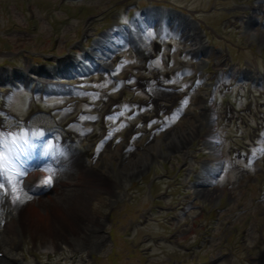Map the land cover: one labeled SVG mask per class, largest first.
<instances>
[{
    "label": "rangeland",
    "instance_id": "1",
    "mask_svg": "<svg viewBox=\"0 0 264 264\" xmlns=\"http://www.w3.org/2000/svg\"><path fill=\"white\" fill-rule=\"evenodd\" d=\"M130 5L134 17L124 13ZM90 14L96 16L89 18ZM168 19L184 24L191 37L184 39L168 27L164 22ZM125 33L131 34L129 43ZM153 40L158 42V57L143 70V54ZM142 41L139 50L136 43ZM86 53H93L94 60L86 58ZM103 61L116 65L118 77L132 70L135 80L130 86L116 85ZM179 61L187 62V67L181 69ZM71 63L74 67L67 74L63 70ZM216 69L219 77L213 78L211 72ZM156 70L174 75L176 82L172 83L188 85L186 97L175 114L166 116L168 129L160 130L156 141L146 144L140 137L144 133L139 132L129 140L125 156L107 159L108 149L127 141V125L139 122L142 126L141 113L154 108V101L149 108L145 99L159 97L163 91L148 77ZM141 78L147 85H141ZM44 79L51 82L48 89L57 88L45 89ZM55 79H82L90 91L53 84ZM195 81L198 86L188 89ZM8 89L14 96L5 107L16 116L8 117L6 123L14 135H28L34 145L44 134L48 139L9 159L0 132V156L7 158L4 174L20 161L19 177L25 175L27 185L26 190L17 189L5 182L0 188V264H247V250L256 258L254 264H264V227L261 231L257 226L258 210L264 206V182L238 189L245 175L264 168V131L253 129L264 119V0H0V112ZM170 94L161 95L160 103L170 104ZM112 100L117 112L108 124L114 126L101 137L99 114ZM65 101L72 102L61 108ZM77 110L84 111L80 122L66 125L65 120ZM29 114L34 116L27 132L21 122ZM171 130L179 138L172 142L175 147L164 141ZM67 131L76 143L63 141ZM51 139L79 150L83 165L97 167L110 179L109 189L88 199L91 218L79 221L76 229L34 238L19 227L18 206L36 202L44 209L51 199L66 206L79 191L73 189L78 188L74 184L79 181L78 169L59 178L58 166L37 164V158L50 163L47 144ZM158 141V157H154L150 148H156L153 142ZM186 149L189 158L184 157ZM240 149L254 150L250 173L243 174L233 163ZM92 150L98 151L93 158ZM143 152L152 157L148 163L140 161L135 166L134 160H127ZM164 152L173 155L172 163L166 162ZM245 152L237 158L242 167ZM252 157L253 153L246 159ZM36 171L49 174L52 183L45 185L37 176H28ZM132 171L135 175L129 177ZM152 171L162 174L157 178ZM119 173L121 180H117ZM7 192L20 195L18 204H9ZM187 192L190 196L183 197ZM227 193L232 196L230 201ZM10 220L18 234L6 229ZM234 227L235 236L225 241ZM66 239L73 242L74 250L66 246ZM231 244L232 252L228 251ZM194 254L198 259L193 261ZM215 257L219 258L212 261Z\"/></svg>",
    "mask_w": 264,
    "mask_h": 264
},
{
    "label": "bare ground",
    "instance_id": "2",
    "mask_svg": "<svg viewBox=\"0 0 264 264\" xmlns=\"http://www.w3.org/2000/svg\"><path fill=\"white\" fill-rule=\"evenodd\" d=\"M151 16L152 15L149 13L148 17L151 18ZM164 22L171 29L182 33V37L184 39L191 37V34L186 31V26H183L184 24L176 23L172 21V19H168ZM130 35V33L124 34L125 42H130V39L132 38ZM139 45L140 44L137 46ZM107 57L108 56H106L105 60ZM104 65L108 64L104 62ZM142 82L143 84L145 83V81ZM162 94L164 95L165 92ZM161 99V97H153V101L157 105H159V101ZM177 140H179V138L175 135L173 130L165 137L167 144H172L173 141ZM126 147V144H117L115 147L107 150L108 154L106 158L111 160L115 156L118 159L125 156L124 150ZM47 153L49 156L48 161H50V163L47 164L42 158H37V164L52 165L53 167L58 166L60 171L59 178L67 172H71L72 169H78L80 171L79 181L74 183L78 186V188L73 189L79 191L69 198L66 206L60 205L54 199L45 203L44 209L40 208V205L36 202H32L31 205L29 203L20 205L16 220L22 230L29 232L33 237H48L56 235L60 230L67 229L71 231L76 229L79 221L91 218V212L88 207V199L92 198L100 191L109 189L110 179L108 180L106 174L94 167L86 168V166L83 165L84 161L80 159V152L76 148L66 146L62 142L58 144L51 139V141L47 144ZM139 159L142 161H148V158L144 154L139 155V157L136 158L132 156V158H128L127 160L130 162L134 160L133 164L136 166L140 161ZM12 166H14L15 169L9 170L10 172H8V178L12 179L14 187L26 190L27 185L24 179L25 175L23 177H19L22 176L19 174L22 173V163L17 162L16 164H12ZM28 176H33L32 178L37 176L40 181H42V178H48L46 173H40L38 171L30 173ZM117 177V180H121V173L117 174ZM14 223L15 222L13 221L12 223L11 220L7 221L6 229L11 230L14 234H18L15 230Z\"/></svg>",
    "mask_w": 264,
    "mask_h": 264
},
{
    "label": "snow or ice",
    "instance_id": "3",
    "mask_svg": "<svg viewBox=\"0 0 264 264\" xmlns=\"http://www.w3.org/2000/svg\"><path fill=\"white\" fill-rule=\"evenodd\" d=\"M185 103H187V102L185 101ZM6 159H7L6 157L0 156V188H4L5 187V182L8 183V184L12 183V179L6 177L5 174H4V168H5V163L4 162H5ZM19 174H22V173H19ZM43 183L45 185H50L52 183L51 176L46 178ZM20 199L21 198H20L19 194H17L14 197V200H20Z\"/></svg>",
    "mask_w": 264,
    "mask_h": 264
}]
</instances>
